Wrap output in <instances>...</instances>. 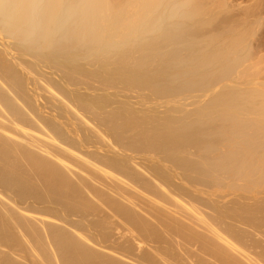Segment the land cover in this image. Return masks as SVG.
<instances>
[{
    "label": "bare ground",
    "instance_id": "6f19581e",
    "mask_svg": "<svg viewBox=\"0 0 264 264\" xmlns=\"http://www.w3.org/2000/svg\"><path fill=\"white\" fill-rule=\"evenodd\" d=\"M239 1L0 0V264H264Z\"/></svg>",
    "mask_w": 264,
    "mask_h": 264
},
{
    "label": "rangeland",
    "instance_id": "374dc122",
    "mask_svg": "<svg viewBox=\"0 0 264 264\" xmlns=\"http://www.w3.org/2000/svg\"><path fill=\"white\" fill-rule=\"evenodd\" d=\"M229 1H231V2L234 1L235 3L240 2L239 0H238V1H236V0H233V1H232V0H229ZM242 1H243V0H241V3H242L243 5H245V6H246V5H249L247 2L250 1V5L248 6V8L251 7V9H250L251 12H250L249 14H256L257 9H258V11H260V10H261L260 7L262 8V6H263V0H260L261 2H259V0H254L255 3L253 2V0H244V2L246 1L245 4H244V2H242ZM257 1H258V2H257ZM259 3H260L262 6H261V5H258ZM252 4H253V5H252ZM255 4H257V7H258V6H259V7L257 8ZM254 5H255V8L253 7ZM252 7L254 8V10L256 9L255 13L253 12L254 10H252ZM259 9H260V10H259ZM258 11H257V12H258ZM254 17H255V16L253 15V16H251L250 18L253 19Z\"/></svg>",
    "mask_w": 264,
    "mask_h": 264
}]
</instances>
